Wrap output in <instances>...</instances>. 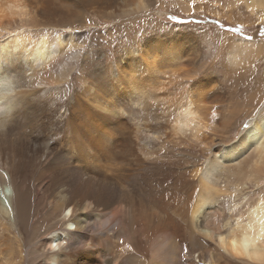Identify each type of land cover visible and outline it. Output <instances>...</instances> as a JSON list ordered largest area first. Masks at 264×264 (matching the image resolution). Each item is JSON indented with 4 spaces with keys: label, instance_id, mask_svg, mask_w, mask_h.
Wrapping results in <instances>:
<instances>
[{
    "label": "bare ground",
    "instance_id": "obj_1",
    "mask_svg": "<svg viewBox=\"0 0 264 264\" xmlns=\"http://www.w3.org/2000/svg\"><path fill=\"white\" fill-rule=\"evenodd\" d=\"M238 1L251 12L259 10L264 19V0ZM55 2L0 0V22L27 14L31 26L47 29L37 35L20 30L0 39V185L13 189L14 175L39 171L31 184L36 197L48 199L64 224L42 240L49 255L40 264H212L219 259L264 264V200L246 206V213L241 210L249 202L250 184L264 188V97L252 103L257 93L254 99L244 95L239 111L245 123L238 138L216 140L212 117L217 113L213 99L218 77L196 76L182 91L185 82L179 78L191 75L200 52L195 40L187 43L177 36L151 38L144 49L130 48L106 64L105 52H97L94 68L88 69L82 59L81 97L73 92L65 97L68 85L61 88L38 76L50 62L63 59L64 51L81 48L71 32L62 30L72 27L67 23L70 11ZM127 2L78 0L76 8L108 16L107 5L116 3L119 13L143 5L141 0ZM237 58L233 55L232 63ZM254 67L244 66L242 77L249 73L250 79ZM166 73L168 81L156 85L154 80ZM160 89L168 99L160 98ZM171 109V135L177 144L148 124ZM186 133L200 140L197 153L187 151L180 140ZM199 154L203 160L197 162ZM224 196L232 198L233 212L223 223L222 211L211 209ZM0 214L16 226L13 202L5 205L0 199ZM114 221L118 226L111 228ZM135 233L144 238L141 250L132 242ZM201 236L204 244L198 241ZM84 238L88 244L78 246Z\"/></svg>",
    "mask_w": 264,
    "mask_h": 264
},
{
    "label": "rangeland",
    "instance_id": "obj_2",
    "mask_svg": "<svg viewBox=\"0 0 264 264\" xmlns=\"http://www.w3.org/2000/svg\"><path fill=\"white\" fill-rule=\"evenodd\" d=\"M54 1H56V5H60L63 10L70 11L72 16L67 23H71L72 27L62 30L65 33L71 32L73 35V43H78V47L80 46L81 48L78 51L74 50L77 49L76 47L64 51V54H62L63 56H60V58L63 59L50 62L48 68H46L43 73L39 71L40 74L38 73V76L40 79L51 78L54 85L59 84L61 88L68 85L67 92L63 93L65 97H68L71 92H73L75 98L81 97V91L84 88V81L80 76L83 67L82 59L85 60V66L88 69L94 68L95 64L98 62V60L95 59L98 53L105 52L104 64H106L109 60H113L116 55L123 56L127 51L131 50L130 48L139 47L140 49H144L146 41L151 38H172L174 36L181 38L182 41L184 40V42L186 41L187 43H192L194 42L193 40H195L196 46L198 45L197 47H199L198 51L200 52L197 61L193 65L194 68L193 72L190 73L191 75L184 76V74H182V78H179L185 82V87H182V91L184 88L189 89V85H192V82H194L198 76L213 73L218 77L217 84L214 86L218 89V94L216 95L217 97L213 99V104L217 107V113L215 109L216 114L212 117V123L215 129L213 133L214 136L217 137L216 140L222 139V141L227 142L228 140L234 141L238 138L241 128L245 123V119L241 116L243 111H239L240 102L244 100L247 93L253 96V99L255 96H259L258 99L255 98L252 103L255 101L261 102L264 97V74L263 78L260 79L261 73L264 72V19L260 17L259 10L254 12L249 11L242 1L141 0L143 5L140 9L132 11L131 13H119V10L114 11V7L117 6L115 3L114 5H107L108 9L106 12L108 16L101 15L103 18L100 15L92 13L91 10L82 11L76 8L78 0H65V2L59 5L57 0ZM119 1L121 0H117V3ZM124 1H128V4L133 2V0ZM52 6L54 7V5ZM59 14L61 16V13ZM28 19L29 17L26 14V16H7V18L1 20L0 27L2 29L0 28V39L5 38L9 33L20 30L24 32L28 30L29 32L32 31L31 33H33V35H35L34 32H36L37 35L38 32L47 31L46 27H42V25L37 26L33 24L34 22L31 23L33 24L31 26ZM35 23L38 22L35 21ZM7 24L10 25L8 26ZM35 26L38 31H36ZM59 31L60 30H56L54 34L59 33ZM248 42H250V45H246ZM234 45L237 46V49L233 48ZM97 46L98 48H96ZM186 46H189V44ZM246 52L247 54H245ZM233 55L238 56V62L235 64L232 63ZM73 57L74 59H72ZM227 59H229L231 63L228 64ZM254 63L256 67H254V73L251 78H248L249 73H247L246 77H242L244 74L242 71L244 66H251ZM172 67L173 66H170V68ZM166 70H168L167 73L170 71L169 65L166 66L165 71ZM167 73L165 74V76H167L164 78V74H161L160 77H158L159 79L157 78L154 80L156 81L154 83L156 85H162L160 84L161 82H167L169 77V73ZM160 79L161 81H159ZM255 79H258L257 81L259 83L254 82L256 81ZM171 84L173 85L172 87H177L175 82H171ZM247 84H251V87H246ZM253 86L255 87L254 90ZM179 87H181V85ZM162 90H164V88H162ZM162 90L160 89L162 92L160 98L167 97L168 99V93ZM182 91H176L177 93L174 91V94L179 95ZM258 92L260 95H257L259 94ZM255 93L257 94L255 95ZM76 94L79 95L77 96ZM171 96L170 94V97ZM156 99L157 97L155 96V100ZM175 100L176 99H174V101ZM172 110L173 109H171V112L170 110L165 111L164 119L161 118L157 121L151 120L152 123L148 122V124L150 123L151 127L157 126L165 135L166 140L174 141V143L177 144V140L171 135L170 121H172V117L170 115ZM44 120L45 119L42 117V121ZM43 129H45V124L43 125ZM180 140L183 141L187 151L190 153H197L202 147L200 140H194V137L189 133H186L185 136L181 135ZM102 147L108 148L106 144ZM203 155L204 154L198 155L197 162L203 160ZM40 171L42 172L44 170ZM38 175L39 171L35 172L32 169H25L21 176L14 175L13 185H11L13 189L9 186L0 185L1 201L4 202L5 205H9L13 202L16 213V226L13 227L10 226L9 219L2 217L3 215L0 214V264L43 263V258L48 257L49 253L43 250V245L41 244L42 240L48 235L47 233L51 229L64 225L60 219L62 214L58 215L55 211H51L48 199L43 196L39 198L36 197L35 190L31 184L32 181L39 179ZM105 190L111 192L110 188H106ZM247 191L250 199L249 202L243 206L244 208H241L242 212L244 211L243 213L247 212H245L246 206H252V203H255L259 198L264 200L263 186L258 187L257 185L254 187L252 183L247 187ZM220 193L225 195L224 192ZM226 197H222L221 200L217 198V200L214 201L215 207L211 209L212 211L217 209L222 211L223 214L221 216L223 223L230 218L229 215L233 212L231 204L232 198ZM66 211L67 210L63 212V215L66 214ZM210 213L209 211L206 218H209ZM243 213L241 214L244 215ZM230 223L233 225V220H231ZM95 224L96 223L92 224V227H94ZM105 226H107L106 223L104 224V227ZM110 226L112 228L118 226V224L114 221V224ZM133 227L134 229L136 228L135 225H133ZM129 229L134 231L132 228ZM107 232L111 234V230ZM181 234L180 231L176 232L178 241ZM137 235L138 234L135 233L131 236L133 237L132 242L138 250H141L142 245L145 243L144 238ZM201 240L202 236L198 241ZM117 243L119 242L117 241ZM84 244H88L87 238L81 240L77 245L82 246ZM195 260L197 263L198 259L195 258ZM235 260L243 264H253L246 260ZM225 263L232 264L228 259L212 261V264ZM112 264H117V262H113Z\"/></svg>",
    "mask_w": 264,
    "mask_h": 264
}]
</instances>
